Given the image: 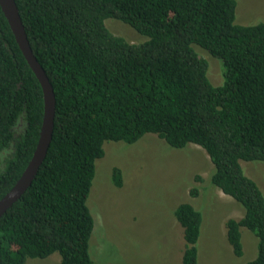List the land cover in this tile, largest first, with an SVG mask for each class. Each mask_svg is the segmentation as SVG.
I'll list each match as a JSON object with an SVG mask.
<instances>
[{
    "label": "trees",
    "instance_id": "trees-1",
    "mask_svg": "<svg viewBox=\"0 0 264 264\" xmlns=\"http://www.w3.org/2000/svg\"><path fill=\"white\" fill-rule=\"evenodd\" d=\"M14 1L55 111L42 164L0 217V264L53 253L59 264H92L86 201L95 160L105 141L132 144L148 133L207 154L210 184L243 208L241 218L225 221L233 254L243 253L244 227L257 238L256 256L245 264H264V195L240 164H264V22L235 24L234 0ZM109 19L147 40L114 35ZM203 50L221 61V85L207 77ZM42 112L39 83L0 10V198L32 155ZM121 181L112 168V185ZM174 217L183 230L181 263L197 264L202 215L180 203Z\"/></svg>",
    "mask_w": 264,
    "mask_h": 264
},
{
    "label": "rangeland",
    "instance_id": "rangeland-1",
    "mask_svg": "<svg viewBox=\"0 0 264 264\" xmlns=\"http://www.w3.org/2000/svg\"><path fill=\"white\" fill-rule=\"evenodd\" d=\"M234 1L235 24L264 22V0ZM106 25L129 43L147 40L120 21L109 19ZM202 52L207 62L211 61L207 69L211 84L221 85L222 76L219 81L215 76L218 65L222 74L221 61ZM103 151V157L95 160L86 201L93 219L89 238L92 264H182L183 230L174 217L180 203L190 204L202 215L197 264H245L255 258L257 238L244 227L240 228L243 253L237 257L232 252L225 221L241 218L243 208L210 184L213 165L201 148L189 144L185 149H174L148 133L132 144L105 141ZM240 164L264 195V164ZM114 167L121 171L120 187L111 183ZM192 188L195 196L189 193ZM59 263V255L53 253L44 259L28 258L24 264Z\"/></svg>",
    "mask_w": 264,
    "mask_h": 264
},
{
    "label": "water",
    "instance_id": "water-1",
    "mask_svg": "<svg viewBox=\"0 0 264 264\" xmlns=\"http://www.w3.org/2000/svg\"><path fill=\"white\" fill-rule=\"evenodd\" d=\"M0 10L6 19L19 50L39 83L43 105L41 125L35 148L18 179L9 191L0 198L1 217L30 186L46 156L52 138L55 101L52 86L31 51L15 1L0 0Z\"/></svg>",
    "mask_w": 264,
    "mask_h": 264
}]
</instances>
